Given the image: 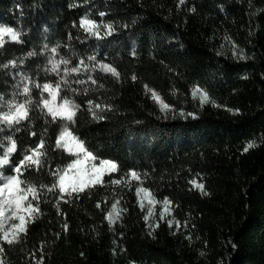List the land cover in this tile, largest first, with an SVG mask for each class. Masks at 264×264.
Wrapping results in <instances>:
<instances>
[{
	"label": "trees",
	"instance_id": "trees-1",
	"mask_svg": "<svg viewBox=\"0 0 264 264\" xmlns=\"http://www.w3.org/2000/svg\"><path fill=\"white\" fill-rule=\"evenodd\" d=\"M178 3L0 0V24L21 31L24 41L7 42L0 51V65L17 61L16 67H0L4 98L17 93L21 74L30 84L55 83L46 66L50 49L57 44L58 53L70 48L84 60L96 56L120 73L119 79L95 73L97 84L86 81L76 84L75 92L61 93L79 105L72 125L76 135L94 154L115 160L119 171L78 199L61 201L63 215H57L53 206L58 190L41 191L42 215L28 226L27 234L12 245L0 241L5 264H35L41 254L43 264H264V0H251V5L249 0H186L179 7ZM100 12L106 15L100 17ZM86 14L111 22L116 31L103 39L88 37L78 27ZM225 37L248 59L235 58ZM29 52L36 55L28 57ZM146 85L173 111L161 113ZM197 85L214 104L202 105L192 96ZM29 87L31 119L16 126L19 132L14 128L0 132V140L7 135L17 140L16 164L43 135L44 167L26 172L23 179L51 185L50 171L67 164L69 155L55 148L59 126L49 123L51 117L35 106L40 90ZM17 97L27 99L23 94ZM89 100L111 106L100 113L103 120L92 118ZM250 140L258 146L245 152ZM130 169L142 174L141 181L131 180L128 187L111 184ZM4 174H13L12 168ZM191 179L203 183L208 195L192 188ZM137 187L148 188L156 200L168 197L174 217L189 229L176 232L166 221L150 227ZM115 188L121 189L120 209L127 211L109 225L104 217ZM65 221L68 231L62 228Z\"/></svg>",
	"mask_w": 264,
	"mask_h": 264
},
{
	"label": "snow or ice",
	"instance_id": "snow-or-ice-1",
	"mask_svg": "<svg viewBox=\"0 0 264 264\" xmlns=\"http://www.w3.org/2000/svg\"><path fill=\"white\" fill-rule=\"evenodd\" d=\"M87 3L88 0H85ZM186 3V0H179L178 7ZM251 5V0H249ZM76 5H70V7H75ZM189 11L195 12V8H190ZM261 11V10H257ZM105 12H100L99 16L104 17ZM77 25L74 23L73 27ZM79 29L87 34L88 37H95L96 39H103L104 37L111 36L116 28L111 22H105L96 19L89 18L86 14L79 19ZM23 33L17 30L13 26L0 24V51H2L7 42H15L22 44L24 41L21 39ZM69 35V39H71ZM229 40L228 37H225ZM229 43H232L229 40ZM47 47V46H45ZM59 44L52 47L50 51L56 53ZM233 56L237 59H248L243 54L242 49H238L234 43H232ZM35 52L27 53L28 57L35 56ZM135 55V53H133ZM87 61L95 62L94 64L86 63L84 59H81L74 67L70 66V61L63 58L56 60L49 58L48 64L50 67L47 71L53 73H59L61 66H63V75L60 79L56 81L53 85L51 83H44L43 85L36 84L35 87L40 89L41 97L38 102H36V107L40 108L42 113L51 117L49 123L58 124L59 132L55 137V148L62 150L64 153L69 155V162L63 166H58L55 170L50 171V175L53 178V183L51 185L40 184L39 186L33 184L31 181L23 179L26 172L35 169L40 171L45 164L44 158L47 156V141L44 136L40 137L39 143L30 149L25 150V154L19 160L18 163L13 164L14 154L18 152V142L13 138L12 135H7L0 140V149H3L2 155H0V241L6 242L8 245L18 243L22 235H26L28 232V226L35 223V221L42 215L40 204L41 197L40 193L43 190H47L48 193H56L58 190V195L56 196V201L54 207L57 210V215H63L60 209L61 201L65 203H70L71 198H79L81 193L95 188L98 185H103L106 181V177H111L113 174L119 171L120 165L113 159H104L99 155L94 154L87 146L86 142L82 140L78 135H76L72 125L76 123L77 111L79 105L74 101L68 99L67 97H61V88L71 87V83L68 77L74 73H80L82 71H87L89 73L99 69L102 72L111 74L112 77L119 79L120 73L117 71L116 67L111 64L104 63L97 60L96 56L87 57ZM21 64L24 63L23 60L19 61ZM9 65L16 67L17 61L15 59L9 60L7 64L0 65V67L7 68ZM28 77L21 74V80L28 81ZM133 80L136 79L135 76L132 77ZM88 81L92 84H97V80L89 74L87 77ZM63 82V85L62 83ZM76 84H85V80L76 79ZM103 87V85H99ZM88 89H85L87 91ZM147 93H150L151 99L159 106L161 113L167 114L173 111L171 105H169L164 98L156 91L148 86H145ZM75 92V89H72ZM32 89L29 87V83L25 82L22 86V93L27 99L22 102L16 100L6 101L7 110H0V125L4 128L12 129L14 128L16 132L20 131L17 125H20L25 120H30V112L32 110L33 101L31 99ZM47 93V97L43 95ZM191 94L194 98H198L199 102L203 105L205 103H215L211 101L207 91L200 88L198 85L194 86L191 90ZM59 97V100H58ZM0 101H4V97L0 95ZM88 111L94 120H103L105 117L100 113L110 110V105L101 106L100 104L94 103V101H88ZM219 106V105H216ZM99 110V111H97ZM230 112H239V109H228ZM180 116H185L183 111H180ZM187 116H194V113H187ZM4 128H0V132L4 131ZM47 129H45V134ZM31 135L35 136L36 133L32 132ZM4 141L7 142L5 145ZM258 145L254 140L247 142L244 151L247 152L250 149L257 147ZM7 167L12 168L13 174L5 175L4 170ZM142 174L134 169H130L125 176H121L118 179H111V184H128L131 180L141 181ZM189 184L194 189H198L202 195H208L205 190V185L203 183H198L196 179H191L188 181ZM136 195L140 207L143 209L145 207L144 201L147 200L148 210L147 214L144 216L146 222L150 221V217H153V206L155 204H162V209L159 212V221H164L166 215L171 214V204L172 201L168 197L164 200L157 201L151 191L146 187H137ZM67 198V199H66ZM119 201L115 202L111 206V210L105 214V220L109 225L118 222L122 218V212H126L127 209L118 208ZM97 208L100 207V203L97 202ZM159 221L154 224H150V227H159ZM169 227L173 224L179 228L180 222L173 219L166 221ZM186 226V225H185ZM64 231L69 230V226L65 221L62 225ZM152 232H149L151 235ZM186 239H191V236H187ZM5 249L0 247V252H4ZM203 255V253H201ZM43 255L36 260L35 264H43ZM0 264H5V262L0 259Z\"/></svg>",
	"mask_w": 264,
	"mask_h": 264
},
{
	"label": "rangeland",
	"instance_id": "rangeland-1",
	"mask_svg": "<svg viewBox=\"0 0 264 264\" xmlns=\"http://www.w3.org/2000/svg\"><path fill=\"white\" fill-rule=\"evenodd\" d=\"M53 58V59H56V60H59V59H61V58H63V59H65V60H68V61H70V66H72V67H74L77 63H79V61L82 59L81 57H80V55H79V53L77 52V51H75L74 49H65V53L64 54H62L61 52H56V53H52L51 52V54H50V56H49V58ZM49 60V59H48ZM85 62L86 63H89V64H94L95 62L93 61V62H89V61H87V60H85ZM50 67V65L48 64V61H47V66H46V68L48 69ZM54 78H55V80L57 81V80H59L60 79V76L61 75H63V66H61V70H60V72L59 73H53V72H50V71H48ZM100 72H102V71H100L99 69H96L95 71H93V72H91V73H89V72H87V71H82V72H80V73H74V74H71V76L70 77H68V79H69V81H70V83H71V87H63L62 86V88H61V93H62V91L63 92H65L64 94H69V92H71V90L73 89V87L76 85V83H75V80L76 79H81V80H85V81H88L87 80V77H88V75L89 74H91V75H93V74H95V73H100ZM56 81H55V83H56ZM25 82H27L28 83V81H23L22 80V82H21V87L19 88V89H17L16 91H17V93H14L13 94V96H11V97H9V98H4V101H0V110H7V105H6V101H9V100H16V101H20V102H22L21 100H20V98L19 97H17L18 96V94H23L22 93V86H23V84L25 83ZM55 83H51V84H55ZM62 83V85H63V82H61ZM29 85H36V83H32V84H30L29 83ZM39 85H43V84H39ZM40 90V89H39ZM41 92V91H40ZM61 93H60V95H61ZM43 95L45 96V97H47V93H43ZM61 97H63L62 95H61ZM58 100H59V97H58ZM71 100V99H70ZM0 128H4V126L3 125H0ZM9 130V128H4V131H8ZM4 131H2V132H4ZM1 132V133H2ZM129 186V183L128 184H126L124 187H128ZM119 188V187H118ZM118 188H115V192H114V194L113 195H111L110 196V198L109 199H107V206L109 207V209H108V212L111 210V206H112V204L113 203H115V202H117V201H119V204H118V208L120 209V199H121V193H119V191L118 190H121V189H118ZM136 191V190H135ZM157 201H161L162 202V200H157ZM144 204H145V207L143 208V211H144V213H145V215L147 214V210H148V204H147V200H145L144 201ZM161 209H162V204H160V203H158V204H155L154 206H153V217H150V222L152 223V224H154V223H156L157 221H159V212L161 211ZM169 219H173V220H175V221H178L175 217H174V215H173V211H171V214H168V215H166V218H165V220L164 221H161V222H165V221H167V220H169ZM180 227L179 228H177L176 226H175V224H173V226H172V229L173 230H175L176 232H183V231H185V230H188L189 229V227H187V226H185V224L184 223H180Z\"/></svg>",
	"mask_w": 264,
	"mask_h": 264
}]
</instances>
